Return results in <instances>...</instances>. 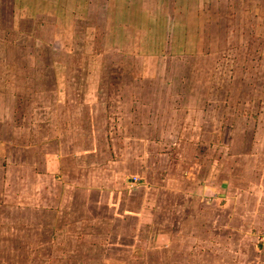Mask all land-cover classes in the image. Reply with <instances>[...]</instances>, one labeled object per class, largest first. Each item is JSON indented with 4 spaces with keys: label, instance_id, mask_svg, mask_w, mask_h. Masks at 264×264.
I'll return each instance as SVG.
<instances>
[{
    "label": "rangeland",
    "instance_id": "374dc122",
    "mask_svg": "<svg viewBox=\"0 0 264 264\" xmlns=\"http://www.w3.org/2000/svg\"><path fill=\"white\" fill-rule=\"evenodd\" d=\"M141 1L144 2L143 7H140ZM201 1L188 0L186 5V0H174L176 4L159 9L163 12L162 17L169 20L173 18L176 24H198L209 36L208 42L210 37L212 41L215 37H220L223 42V36H229L225 41L230 50L220 54L221 68L215 72L213 88L216 97L215 100L213 96L209 97L212 102L208 103V112H205V119L209 122L206 126L213 127L211 140L221 148L220 152L215 151V157L221 161L220 174H215L219 180L215 184H218L216 189L222 195V204L227 206L220 218L221 227L214 229L206 220L204 226L197 229L195 221L190 223L191 218H185L186 222L178 233L167 235V244H155L153 241L156 251L151 253L147 248L149 254L145 255L146 252L141 247L145 239L152 243L153 236L156 233L163 234L167 224L157 218L156 224L137 218L140 202L152 197L157 202L170 199L163 196H167V192H153L152 196L147 186L149 182L145 185L139 182L138 186H132L129 179L132 176L147 178L148 173L152 176L155 167L160 171L171 169V161L178 159L180 153L186 155L185 161L189 164L191 154L195 156L196 152L191 146L189 157L187 149L180 153L162 150L165 145H169L166 140H175L176 143L179 137L183 139L188 136L190 141L193 135L197 136L191 132L197 127L198 120L195 114H191L186 121L189 123L190 120V129L180 135L173 129L178 124L159 128L158 134L152 133L158 138L156 149H152L151 153L146 148H136L134 138L142 142V138L154 136L149 131L135 127L137 120H132L130 114L141 111V108L127 101L132 98L131 90L121 92L119 81L124 79L125 83H133L136 74L114 68L107 77H101L100 36L102 22L108 24L107 18L112 12L115 16L114 29L118 31L121 26L134 27L141 23L140 8L142 11L145 8L153 9L147 12L149 15L142 22L140 28L143 30L146 23L154 18L158 7H145L146 2L153 4V0H115L113 7L106 0H0V39L4 37L7 41L4 43L0 40V50L9 43L12 52L13 49L22 50L24 46L30 48L32 40L44 44L41 46L44 50L40 53H27L25 56L14 52L9 55L0 53V89L5 92H20L24 97L30 93L27 100L20 98L13 103L7 99L4 101L10 107L13 104L15 112L25 114V118L15 116V121L18 123L23 119L22 124L26 127L30 123L32 133L29 144L38 145L43 139L41 130L51 131L49 124L46 127L44 124L53 115H56L55 121H58L57 124L50 125L54 134L58 126L60 129V122H68L69 88L67 85L58 88V70L51 68V62L54 64L53 58L56 56H59L62 64L65 62L67 71L62 70L61 76L68 80L74 79L70 82V89L74 90L76 87L81 97L86 95L87 98H83V101L87 105L92 106L91 99L94 98L93 102L96 103L93 106L97 110L94 116L89 117L86 130L81 128L85 125L80 120L81 116L75 119L82 135L80 137L77 132L76 136L89 149L82 150L77 161L74 156L63 159L59 178L67 186L63 183L60 199L62 204L54 212H40L31 202L20 203L17 199L10 203L12 198H9L7 205L5 198L0 201L3 202L0 203V264H264V190H251L246 201L241 192L244 191L245 176L258 180L255 169H264V4L253 1V5L248 6L247 0H225L220 5H207V0H203L206 4L202 5ZM77 19V24L73 25V33L77 30L83 33V27L88 31L86 36H78L73 40L69 37L72 35V30L68 31L69 21L76 22ZM104 19L106 21H102ZM108 26L113 27L111 19ZM117 38L119 39L115 36L113 42ZM84 41L86 46L83 45ZM47 45L64 50L66 54L55 53V57L53 54L49 55ZM82 45L87 49L84 53ZM92 45L94 52L89 50ZM121 46L126 47L133 55L139 50L131 42L129 45L125 42ZM26 57L30 59L28 63ZM134 58L138 61V55H134ZM22 60L33 69L25 70L23 66H19L17 70L7 69L4 63ZM114 61L119 59L115 58ZM128 61L130 62L129 59ZM191 65L193 66L192 63ZM189 70V65H185L178 72L179 76L186 77ZM201 72L202 70L194 71V77L199 78L198 83L204 76ZM32 76L36 79L35 83H38L37 79H42L44 87L35 83V86H21L25 83L23 79L30 78L31 81ZM86 82L90 83L87 85ZM192 86V89L200 87L197 83ZM92 89H95V97H92L95 95L90 91ZM137 89L138 87L136 91ZM32 90L35 91L33 94ZM183 104L186 109L191 106L186 101ZM69 112L71 113L70 110ZM140 116L139 120L144 118V114ZM183 120L181 114H178L176 123ZM154 121L158 125L161 121L164 123V119L159 117ZM136 130L140 131L135 133ZM162 131L165 136L159 133ZM56 134L58 135L57 131ZM128 145L130 146L125 149ZM84 153L88 155L87 158H84ZM163 153H169L170 158ZM118 156L124 160L121 168L113 166L118 161ZM208 156V159L212 157ZM120 163L122 164L121 159ZM104 164L106 166H102ZM139 166L143 168L141 173ZM206 166L207 169L210 168L206 164L203 173L207 170ZM29 176L28 187L35 186L37 180L33 178L34 172H29ZM235 178L240 182H236ZM181 183L182 181H169L167 187L180 188ZM258 184L264 187V182ZM87 187L89 191L81 193L80 190L76 193L77 189ZM86 195L92 200L89 208L82 207L87 200ZM147 213L143 212L145 215ZM115 225L118 230L114 229ZM120 237L121 240H118ZM104 240L108 241L106 247Z\"/></svg>",
    "mask_w": 264,
    "mask_h": 264
},
{
    "label": "crops",
    "instance_id": "0c3cea01",
    "mask_svg": "<svg viewBox=\"0 0 264 264\" xmlns=\"http://www.w3.org/2000/svg\"><path fill=\"white\" fill-rule=\"evenodd\" d=\"M106 1H108L109 5H112V7L114 6L113 2L115 3V0ZM187 1L188 0H186V5ZM222 1L225 0H207V5H220ZM247 1L249 4L248 6H252L253 1H258L262 5L264 4V0ZM108 2L106 3L107 6ZM201 2L202 5L206 4L203 3V0ZM172 3L173 5L176 4L174 0H153V4L146 2L145 7H155L156 5L158 9H155L156 14L152 21H146V27L143 30L140 28L142 22L148 17L149 13L147 12L152 11L153 9L147 10L145 8L142 11L140 8L139 21H141V23H139V25H134V27L131 25L127 27L121 26L118 30L119 32L114 29L115 25L113 22H115V16L113 15L114 12H112L111 16H108L107 22L110 25L111 19V24L113 27H109L107 23L102 22V34L100 36V50L102 56L101 62L99 63V68L101 71V77H107L108 73L114 68H118V70L124 69L125 71L136 74V77L133 79V83H125L124 79L119 81L122 87L121 92L125 90H131L133 94L132 98L127 99V101L131 102L132 105H138V107L141 108V111H133L130 114L132 116V120H137V125H135V127L149 131L151 132V135H154L152 138H142V142L136 140L137 138H134V144L136 148L143 147L147 150H150L151 153L152 149H156V139L158 138L155 137L156 134L152 133L158 134V130H160L159 128L171 127L172 124H178L177 127L173 129H175L176 134L180 135L185 130L190 129V120L189 123L186 121H188V118L191 116V114H195L198 120L197 127L195 126L191 132L197 136L193 135V137L190 138V141L188 136L186 138L184 137L183 139L179 137L176 143L174 142L175 140H166L169 145H165L164 149L162 150L164 152L180 153L181 150L187 149V156L189 157V146H191L193 151L196 152L194 154L195 156L191 154L192 159L189 161V164H187L185 161V158H187L185 157L186 155H182L183 153H180L178 159L171 161L173 162L169 165L171 169L160 171L157 169V167H155L156 169H154V172H152V176L151 173H148L147 178H138L132 176L129 179V184L132 186H138L139 182H142V185H145L149 182L147 186L148 190L151 191L150 194H152V196L153 192H156L157 194L167 192L168 195L166 196V194H163V196L165 199H170L169 201L166 200L165 202L162 200L157 202V200L152 199L153 197L149 199L144 198L142 201L141 198L139 199V202H141L139 205L137 218H142L143 220L150 221L155 224L157 218L158 220H163V222L167 224L164 226L166 231L163 230L164 233L159 235L156 233L153 236L154 238L152 243L145 239L141 246L143 247L144 252H146L145 255L149 254V252L146 251L147 248L150 249L149 251L151 253L156 251L153 248L155 247L153 245V241L155 244H167V242H169L170 234L172 232H179L183 223L186 222L185 218H191L190 223L195 221L197 229L204 226L206 220L208 225L214 229L221 227L220 218L227 206L222 204V195H220L219 191L216 189L218 184H215V182H218L219 180L216 179L215 174L217 173V176L220 174L221 162L220 158L215 157V151L217 150L220 152L221 148L218 144H215V142L211 140L213 127L211 125H209V127L206 126V124L209 122L205 119V112H208V103L212 102L209 97L213 96V100H215L216 97L213 88L216 79L215 72L221 68L220 65L222 63L220 62V54L230 50L227 45L228 43L225 41L226 38H229V36L224 35L223 42L220 41V37H215L213 41L210 37V42H208L209 36L203 32V29L199 28L198 24L189 25V23H183L180 25L176 24L173 18L170 20L165 19L162 17L163 12L159 9V7L164 8L171 6L170 4ZM143 5L144 2L141 1L140 7H143ZM106 12L108 14V11ZM77 21L78 19L76 22H73V20L69 21L68 31H71L72 29L74 30L73 25L74 23L77 24ZM102 21H106V19ZM62 26H64V24H62ZM75 28L79 27L75 26ZM73 30L72 35L69 32V37L73 38V40L78 36H86L88 31V29L85 27L82 29V31H84L83 33L80 31L78 32V30L73 33ZM150 32H152L151 37ZM115 36L119 37V39H122L123 41L117 38L113 42ZM0 40L4 43H7L4 37ZM8 42L10 41L8 40ZM125 42L128 43V45L130 42L135 43L137 47H139V50H136L134 53V55H138V61H136L133 54L126 50V47L121 46L122 44L125 45ZM9 45L10 43L8 45H4L3 50H0V53L3 52V55H9L10 53L13 54L14 52L25 56L28 55L27 53L35 54L44 50V47H41L44 44L37 40L31 41L30 48L24 46L22 50L13 49V52L10 51ZM83 45L86 46V41L83 42ZM83 45L81 50L84 48ZM46 47L48 48L49 55L53 54L54 57L55 53L58 55H60L62 52L63 54H66L64 50L55 49L50 45H47ZM93 48L94 45L89 47L90 52H94ZM84 50L82 51L83 53L86 52L87 49L84 48ZM73 54L74 51L72 55ZM110 56L111 59L109 58ZM58 57L59 56L53 58L54 64L51 62V68H54L55 71L58 70L56 75V83H58V88L63 87L64 85H67L69 88V93L67 94L69 98V109H67L68 122H65V120L64 122H60V129L59 126L57 129H55L58 132V135L56 134V131L54 134L52 127L50 126L58 123V121H55L56 115H53L49 122L47 123L46 121V124H44V127L48 126L49 124L51 131L41 130L43 139L40 140L38 145L34 146L29 144L30 134L32 133L30 123H28L26 127L24 126L25 124H22L23 119H20L18 123L15 121L17 118H25V114L23 115L21 114L22 112L19 113L18 111L15 112L13 104L10 107L5 105L4 101L7 99L9 102L13 103L15 101L17 102V100L20 98H22V100H27L30 93L27 94V97H24V95H22L20 92H5L3 89H0V201H3L5 198L6 205L9 203L8 199L12 198L10 199L12 200L10 203H13V199H17V201L20 203L31 202V205L35 206V208L40 212H54L55 208L62 204L60 203L62 189L64 184L66 185V182L64 183V181H62V179L60 180L59 178V175L62 172L61 168L63 167V159H66V157L69 156H74L77 161L82 154V150L87 151L89 149L87 148L85 142L81 143L80 139L76 136L77 132H79L78 128L80 127L77 125L75 119L76 117L81 116L80 120L83 122V124H85L81 128L86 130V124H88L89 117L94 116V114L97 113V110L93 106L96 101L93 102V98L91 99L92 106L91 104L87 105L83 101V98H87L86 95L81 97V94H78L76 87L74 90L70 89L72 87L70 82L74 79L68 80L64 76H61V71L66 70V67L65 62L62 64ZM115 58L119 59V61L115 62ZM25 60H27L26 63H28L30 59L26 57ZM200 62H204L205 64H200ZM4 63L7 69L14 68L17 70L19 66H23L25 70L33 69L26 65L24 60L18 61L16 63L4 61ZM185 65H189L190 70L188 71L186 77H180L178 72ZM200 70H202L201 75L204 74V76L198 83L199 78L194 77V71ZM136 71H138V74ZM23 80L25 83L23 82L21 86H33L35 83L34 81H36L34 76H32L31 81L30 78ZM41 80L42 79L40 78L39 80L37 79L38 83L35 84H40L41 87H44ZM86 83L88 85L90 82ZM196 83L200 85V87L195 86L194 89H192V85H195ZM76 85L77 84H75V86ZM53 86L55 87V85ZM103 87L105 88L107 86ZM136 87H138L137 91ZM62 89L63 88H61V90ZM95 89L90 90L92 93H95V95H92V97L96 96V92H94ZM31 92V94H33L35 91L32 90ZM123 96L124 95L121 93V97ZM63 99L65 100V98ZM183 101H186L191 106L186 109V107H184ZM136 113L139 114V116L140 114H144V118L141 119L144 120L143 123L141 120H139L141 116H134ZM178 114H181L182 119H184L183 122L176 123ZM15 116H17V118ZM158 117L159 119L163 118L164 123L161 121L159 122L160 125L156 124L154 119ZM86 119H88L87 122ZM29 120H31L30 116ZM212 123L213 122H210V124ZM63 127L64 129L62 130ZM102 127L105 129L104 126ZM137 131L139 132L140 130H136L135 133ZM135 133H133V135H135ZM159 133H162L163 136H165L164 131ZM81 136L82 135L80 134V137ZM129 146L130 145L125 146V149H127ZM163 155L170 158L169 153H163ZM208 155L212 157L208 159ZM83 156L84 158H87L88 155H85L84 153ZM206 156L207 158H205ZM116 159L118 161L113 163V166L117 165L119 168L124 166V160L122 158L118 156ZM120 159L122 164L120 163ZM105 164L102 166H106ZM206 164L210 168L207 169L206 166L207 170H205L206 172L208 171V173H203V169L205 168ZM254 164L252 167H254ZM138 165H140V163H138ZM215 167H217L216 171ZM142 169L143 168L139 166L140 173L142 172ZM31 171L34 172L33 178H35L37 181L35 186L28 187V178L31 176H29V172ZM255 171L256 178H258V180L254 181L252 177L245 176V185L242 189L244 191H241L245 201L251 195V190H264V187H262L261 184H258L264 182V169L261 171L259 169H255ZM83 176L84 180H86L84 174ZM235 179L236 182H240L237 180V178ZM174 180L182 181L180 188L172 187L171 189L167 187V183ZM38 182L40 183L37 184ZM89 185H91V182H89ZM80 190L81 193L83 191L87 192L89 191V187L77 189L76 193ZM146 195L147 194H145V196ZM68 197L70 198V195ZM160 197L162 196L160 195ZM86 199L87 200L82 206L83 208L91 207L92 200H89L87 195ZM18 202L16 204H18ZM0 203L3 204V202ZM144 211L148 212L147 215L143 214ZM178 213L179 215H177ZM144 215L148 218L143 217ZM230 220L231 218H229V221ZM199 224L200 226L198 227ZM168 225L169 227H167ZM111 228L113 229V225H111ZM120 228L121 230L123 229L122 227ZM172 228H175V230ZM114 229L118 230L119 228L116 226ZM49 230H51V228ZM118 240H121V237ZM103 242L106 244L104 245L106 247L108 241L104 240ZM120 244L121 243L119 242V245ZM192 244H195V242ZM189 250H191V248Z\"/></svg>",
    "mask_w": 264,
    "mask_h": 264
}]
</instances>
